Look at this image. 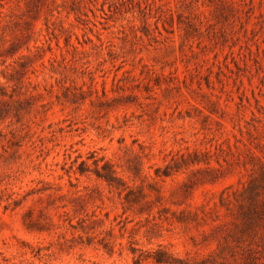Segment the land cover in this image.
I'll list each match as a JSON object with an SVG mask.
<instances>
[{"label": "rangeland", "instance_id": "1", "mask_svg": "<svg viewBox=\"0 0 264 264\" xmlns=\"http://www.w3.org/2000/svg\"><path fill=\"white\" fill-rule=\"evenodd\" d=\"M19 1L0 45L29 30L45 66L0 106V264H264L222 203L264 161V0Z\"/></svg>", "mask_w": 264, "mask_h": 264}, {"label": "trees", "instance_id": "2", "mask_svg": "<svg viewBox=\"0 0 264 264\" xmlns=\"http://www.w3.org/2000/svg\"><path fill=\"white\" fill-rule=\"evenodd\" d=\"M47 0H33V3L44 4ZM56 2V0H52ZM65 1V0H64ZM21 2V0L19 1ZM29 8V2H26ZM3 5L0 8V14L3 11ZM31 32L28 30L18 35L8 45H0V57H3L2 64L5 65L0 73L4 78V81L0 79V106L2 107L4 102L13 99L19 95L20 92L26 87V77L31 73L37 75L39 72L37 61L41 60L42 65L45 66V43L42 45H35L32 49L29 44ZM26 45V46H24ZM69 45V43H68ZM27 49L29 52L20 54L17 58L15 56L23 49ZM8 58H13L12 61L8 62ZM30 83V82H29ZM3 112L0 111V115ZM3 118V117H2ZM1 119V117H0ZM198 160H193L191 163H195ZM87 161L84 160L80 163L79 171H76L84 175L87 173L83 167ZM94 166L91 169L93 175L104 182L112 192L122 195L126 190V184L122 177L119 176L115 165L110 159L101 158L93 162ZM261 172L252 175L247 181L245 186L237 192L234 196H231L228 200H223L222 203L225 206H239L242 208L247 207L249 214L247 219H244L240 223V228L246 230V233H255L260 228L264 227V161L261 160ZM183 165L175 166V171L180 169ZM166 176L169 174H165ZM129 194L124 196L129 202ZM228 201V202H226ZM151 261L155 264H179L182 260H179L172 256L170 253L163 249L156 250L153 254L148 256ZM203 262V261H202ZM204 264V263H201Z\"/></svg>", "mask_w": 264, "mask_h": 264}]
</instances>
